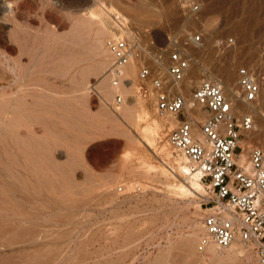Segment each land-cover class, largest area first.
Listing matches in <instances>:
<instances>
[{
    "label": "rangeland",
    "instance_id": "1",
    "mask_svg": "<svg viewBox=\"0 0 264 264\" xmlns=\"http://www.w3.org/2000/svg\"><path fill=\"white\" fill-rule=\"evenodd\" d=\"M199 1L201 13L194 19L184 17L180 0H0V78L6 57L19 56L34 78L25 87L26 104L0 89V264H262L252 246L242 243L198 250L203 232L195 236L193 226H204V188L184 193L179 186L189 185L188 176L164 150L174 151L167 135L183 115L163 117L153 98L139 96L135 64L134 86H122L125 102L117 110L110 105L111 80L107 85L102 80L111 62L106 41L120 21H128L147 28L158 44L185 26L204 33L205 43L189 48L188 97L204 72L217 80L229 70L230 86L237 89L238 66L255 59L264 42V0ZM229 36L237 48L222 55L214 40ZM102 89L110 92L104 95L107 103L99 95ZM10 99L13 103L4 105ZM243 111L259 120L264 94L248 107L238 102L235 115ZM169 119L176 124L170 126ZM153 122L161 126L154 145L141 143ZM244 133L245 148L264 146V139ZM14 144L24 146V184L10 177L18 175ZM33 147L38 148L34 155ZM34 160L41 164L39 189ZM239 247L243 252L233 255Z\"/></svg>",
    "mask_w": 264,
    "mask_h": 264
},
{
    "label": "built area",
    "instance_id": "2",
    "mask_svg": "<svg viewBox=\"0 0 264 264\" xmlns=\"http://www.w3.org/2000/svg\"><path fill=\"white\" fill-rule=\"evenodd\" d=\"M180 9L184 17L196 19L202 4L199 0H180ZM120 24L122 27L106 41L111 54L107 71L114 90L111 107L117 110L124 104V67L135 61L139 96L153 98L157 113L163 117L183 115L168 131L167 141L189 160L203 182L205 231L198 250L205 252L210 245L222 250L241 242L251 245L264 264V147L252 144L245 148L241 144L244 131L254 128L253 114L235 115L236 102L221 80L203 79L193 86L189 97L185 94L183 84L193 61L189 48L205 43L202 31L185 26L158 44L147 28L134 27L128 21ZM214 42L222 55L237 48L233 36L218 37ZM237 83L242 102L262 98L264 42L255 59H245L238 66ZM123 191L119 186L118 192Z\"/></svg>",
    "mask_w": 264,
    "mask_h": 264
},
{
    "label": "bare ground",
    "instance_id": "3",
    "mask_svg": "<svg viewBox=\"0 0 264 264\" xmlns=\"http://www.w3.org/2000/svg\"><path fill=\"white\" fill-rule=\"evenodd\" d=\"M6 3V2H5ZM7 4V3H6ZM11 4V3H10ZM9 7V6H8ZM11 11H12V9H11ZM13 13V12H12ZM81 19V18H80ZM80 19H79V21H80ZM83 21H84V23H87V24H91V23H93L91 20H84V19H82ZM94 20V19H93ZM97 22V21H96ZM195 22V21H194ZM91 26H93V25H91ZM120 28L122 27V25L119 23V25H118ZM100 32V31H99ZM112 34V32L110 33V35ZM95 35V34H94ZM96 35L98 36V33H96ZM109 35V36H110ZM99 36H101V35H99ZM103 36V35H102ZM97 41V40H96ZM101 41V40H100ZM75 42V41H74ZM79 42V41H78ZM76 43V42H75ZM98 43V42H97ZM96 45V44H95ZM89 46V45H88ZM97 47V46H96ZM78 48V47H77ZM98 48H101V47H99L98 46ZM85 52V51H84ZM107 52H109L108 51V48H107ZM69 53V52H68ZM81 53V52H80ZM86 53V52H85ZM102 53H104V52H102ZM65 54V53H64ZM71 54V53H70ZM69 54V55H70ZM84 54V53H83ZM110 54V53H109ZM63 55V54H62ZM73 55V54H72ZM111 55V54H110ZM67 56V55H66ZM74 56H76V55H74ZM79 56H80V54H79ZM210 56V55H209ZM214 56V55H213ZM11 57V56H10ZM70 57V56H69ZM108 57V56H107ZM64 60V59H63ZM4 62V65H5V72H4V75L0 78V89H1V91L3 92V94L5 93V94H10L9 92H14V93H16V98L14 97V100H15V102L16 103H18V101H19V103L21 104L22 102L24 103V100L26 99V98H28L27 96H29L30 95V93H28L27 91H26V88L25 87H27L28 85H30V83L34 80V78L32 77L33 75H32V73L28 70V68H27V66H26V64H24V62H23V58L21 57V56H19V58H17V59H12V58H9V57H6V59L3 61ZM193 62V61H192ZM136 62L135 61H131L129 64H127L125 67H124V71H126V75L128 76L127 77V79H126V81L128 80V82H124V84H123V86L125 85V87H127L128 89H132V87L134 86V81L132 80V76L134 75V72H135V69H136ZM74 65V64H73ZM204 69V68H203ZM3 70V69H2ZM2 72V71H1ZM191 74V73H190ZM189 74V76H188V78L187 79H190L193 75H190ZM204 78H202L201 80H203V79H211L210 78V75H208L206 72H204ZM212 76V75H211ZM106 79H107V81H108V79H110V75L108 74V71H106L105 73H104V76H103V79L102 80H104V81H106ZM186 79V81L184 82V84H183V90H184V92H185V90L189 87H191V85H190V81L189 80H187ZM217 80H221V82H223V84H224V86H225V88L230 92V94L232 95V97L234 98V94H235V98H234V100H235V102H236V107H237V105H238V102L239 103H243V105L244 106H251V105H254L255 104V102H251V103H244V102H242V100H240V98L238 97V94H237V91H238V88L237 89H235V87H236V85L234 86H230V84H231V80H232V74L230 73V71L229 70H226L225 71V73H224V75H223V78H221V79H217ZM107 81L105 82V84L107 83ZM101 82V81H100ZM102 83L104 84V82L102 81ZM111 83V82H110ZM102 85V84H101ZM107 85V84H106ZM104 89H107V88H104ZM189 90V89H188ZM102 91H103V89H102ZM108 90H106V94L108 95H110V92L108 91ZM67 92V91H66ZM104 92V91H103ZM4 94V95H5ZM33 94V93H32ZM105 94V92L103 93V94H99L100 95V97L102 98V100L105 102V103H107V101L108 100H106V98H105V96L104 95H106ZM122 94H123V92H122ZM2 95V94H1ZM0 95V96H1ZM106 95V96H107ZM3 96V95H2ZM11 96H12V94H11ZM6 97V96H5ZM10 98H12V97H10ZM34 99V98H33ZM13 99H10V100H6V101H4L3 103H5L4 105H6L7 106V104L8 103H6V102H10V101H12ZM13 100V101H14ZM134 101V99L132 100V102ZM131 102V103H132ZM2 103V102H1ZM11 103H13V102H10V105H11ZM127 103L128 104H130V102H129V100L127 101ZM24 104H26V102L24 103ZM3 105V106H4ZM13 105H16L17 107L16 108H18V105L17 104H13ZM192 105V104H191ZM0 106H2L1 104H0ZM68 106V105H67ZM11 108H12V106H11ZM20 109H22V108H20ZM1 111V110H0ZM10 111V110H9ZM12 111V110H11ZM15 111V110H14ZM17 112V111H16ZM19 112H20V110H19ZM243 112H246V111H243ZM6 113H8V111L6 112ZM251 113V112H250ZM9 114H11V113H9ZM8 114V115H9ZM13 114H15V113H13ZM145 115L146 116H149V112H147V111H145ZM254 117V116H253ZM258 117H260V119L259 120H256L255 118V123L256 124H254V128L251 130V131H244V132H246V134H248L247 136H250L252 139H254V140H261V139H264V115H260L259 113H258ZM168 118H171V117H168ZM174 118H178V117H174ZM7 122V121H6ZM11 122H13V121H11ZM180 122V120H178L177 121V123H179ZM154 123V122H153ZM168 123L170 124V126H172V125H174V124H176V121L174 120V119H169V121H168ZM9 126V125H8ZM17 126V125H16ZM161 126L158 124V123H154L153 124V126H150V127H148L144 132H143V135L142 136H140L139 137V139H140V141H141V143H146V144H150L154 139V135L156 134V132L158 131V129L160 128ZM14 129V128H13ZM17 129V128H16ZM15 129V130H16ZM19 129V128H18ZM144 130V129H143ZM16 131H20V130H16ZM21 132V131H20ZM19 132V134H23V133H20ZM25 133V132H24ZM17 134V132L15 133V135ZM156 139V138H155ZM242 141V140H241ZM15 142V141H14ZM16 142H18L17 141V139H16ZM19 143V142H18ZM153 143V142H152ZM13 144V143H12ZM21 144V143H20ZM20 144H14L13 146H12V148H13V156H12V160H13V162H16V164L14 165V167H15V169L17 170V172H18V175L16 174L15 176L13 175H10V177H15V178H17L18 180H19V182L21 181V183H23L24 184V182H23V180H22V177L24 176H26V171L28 170V168H27V159H26V157H25V154H24V146H22V145H20ZM25 144V143H24ZM153 145H154V143H153ZM261 146H262V144H260ZM264 147V146H263ZM165 148V147H164ZM168 148V147H167ZM164 149V150H166V157L169 159V160H171V161H174L177 165H178V167L180 168V170L182 171V173H184V174H186L188 177H187V179H188V183L187 184H189V185H184V184H180V186H179V188L184 192V193H186V194H194V191H200V190H202L203 189V184H202V182H201V179H200V177H199V174L198 173H196V172H194L193 170H192V167H191V163L189 162V160L186 158V157H177L176 155H175V151H171L170 149ZM31 149V148H30ZM26 150L27 149H25V152H26ZM31 152H33L32 154L34 155V154H36L37 152H38V148H36V147H33L32 148V151ZM162 152V151H161ZM29 154V153H28ZM32 155V156H33ZM27 156V155H26ZM14 157V158H13ZM36 157V156H35ZM7 158H9L8 156H7ZM31 158V157H30ZM2 159H3V157L0 155V161L2 162ZM35 159V158H34ZM243 159H244V156H243ZM8 160V159H7ZM37 160V159H36ZM3 161H6L5 159L3 160ZM9 161V160H8ZM7 161V162H8ZM29 161V160H28ZM32 161V160H31ZM30 162V161H29ZM3 163V162H2ZM11 164V163H10ZM14 164V163H13ZM32 164V174H33V176L35 177L34 179L33 178H31V179H33V180H35V186H36V189H39L41 186L40 185H38V184H40L41 182L39 181V179H40V176L39 175H41V174H39L40 173V165L41 164H39V162H37V161H35L34 160V162H32L31 163ZM6 166V165H5ZM44 167V166H43ZM6 168V167H5ZM168 168V167H167ZM11 170V169H10ZM13 171V170H12ZM134 170H132V172H133ZM8 172H10V171H8ZM135 172V171H134ZM137 172H138V170H137ZM11 173V172H10ZM171 173V172H170ZM8 175V176H9ZM164 175V174H163ZM32 176V177H33ZM44 176V175H43ZM65 176V175H64ZM145 176V175H144ZM160 176H161V174H160ZM159 176V177H160ZM14 178V179H15ZM70 178V177H69ZM24 179V178H23ZM42 179V178H41ZM32 180V181H33ZM43 180V179H42ZM41 180V181H42ZM25 181V180H24ZM71 181V180H70ZM25 183H26V181H25ZM37 183V184H36ZM27 184V183H26ZM25 184V185H26ZM12 186V185H11ZM37 186H39V188L37 187ZM11 188V187H10ZM34 188V187H33ZM8 189V188H7ZM16 191V190H15ZM22 192V191H21ZM23 193V192H22ZM28 195V194H27ZM22 196H23V194H22ZM3 197V196H2ZM68 197V196H67ZM1 199V198H0ZM6 199V198H5ZM3 202L5 201V200H2ZM36 201V200H35ZM66 201V200H65ZM66 203V202H65ZM29 223V222H28ZM192 224V223H191ZM204 227V226H203ZM202 227V224H199V225H195V226H193V232H194V234H195V236H199L200 235V233L201 232H203L204 233V231H205V228H203ZM30 228V227H29ZM28 229V228H27ZM3 230V229H2ZM10 231V230H9ZM54 231V230H53ZM4 233V232H3ZM50 235V234H49ZM8 242V241H7ZM235 243H241V242H235ZM234 244V243H233ZM243 245H248V244H244V243H242ZM211 246V245H210ZM209 246V247H210ZM208 247V248H209ZM240 248H242V247H239V248H234L235 250H233L232 252L234 253L233 255H237V254H239V253H242L243 251L240 249ZM231 252V253H232ZM164 255V254H163ZM232 255V256H233ZM231 256V257H232ZM246 256H252L251 254H247ZM230 257V256H229ZM230 257V258H231ZM10 258V257H9ZM233 258H234V256H233ZM251 258H253V256L251 257ZM8 259V258H7ZM232 259V258H231ZM158 260V259H157ZM250 260V259H249ZM38 261V260H37ZM6 262V261H5ZM36 263V262H35ZM47 263V262H46Z\"/></svg>",
    "mask_w": 264,
    "mask_h": 264
}]
</instances>
